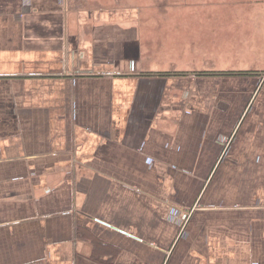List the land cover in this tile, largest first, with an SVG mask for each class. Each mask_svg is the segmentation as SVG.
<instances>
[{
    "label": "crops",
    "instance_id": "0c3cea01",
    "mask_svg": "<svg viewBox=\"0 0 264 264\" xmlns=\"http://www.w3.org/2000/svg\"><path fill=\"white\" fill-rule=\"evenodd\" d=\"M113 1L0 0V264H264L246 31Z\"/></svg>",
    "mask_w": 264,
    "mask_h": 264
},
{
    "label": "rangeland",
    "instance_id": "374dc122",
    "mask_svg": "<svg viewBox=\"0 0 264 264\" xmlns=\"http://www.w3.org/2000/svg\"><path fill=\"white\" fill-rule=\"evenodd\" d=\"M87 1V0H86ZM93 1V0H92ZM106 2L109 5L114 4L113 0H101ZM165 3L164 1L169 0H115L117 10H123V6L125 4H129L133 6V10L140 9L143 15H147L148 17L158 18L160 11H164L157 7V3ZM172 1V0H170ZM190 1V6L195 11L190 12L191 15L197 17H212V18H222L225 16L226 18L230 17L228 22L230 25L237 28V30H245L246 31V39L243 40L245 46L240 47L238 52L242 54V62H247V57L250 52L254 55L255 58V66L253 69H261L264 67V7L261 8H253V9H242L240 7L241 2L238 4L237 0H183ZM79 3V2H78ZM224 3V4H223ZM93 4L97 5V2H93ZM138 8H137V6ZM164 5V4H162ZM226 7H225V6ZM77 7H83L78 4ZM91 9H97L93 7H89ZM100 10H107V7L101 6ZM166 10H171L168 7ZM248 10L250 11L247 15H241L240 11ZM165 14H167L165 12ZM249 17L242 18V17ZM236 19V20H235ZM247 21L248 24L245 23ZM163 20H159V24L162 23ZM226 22V21H225ZM232 22V23H231ZM234 22V23H233ZM156 26L158 24H155ZM202 24L197 27L200 28ZM238 53L237 56L240 54ZM244 66H248L245 64Z\"/></svg>",
    "mask_w": 264,
    "mask_h": 264
}]
</instances>
